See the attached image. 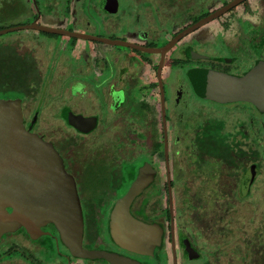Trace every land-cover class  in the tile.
Returning a JSON list of instances; mask_svg holds the SVG:
<instances>
[{"label": "flooded vegetation", "instance_id": "af4514ba", "mask_svg": "<svg viewBox=\"0 0 264 264\" xmlns=\"http://www.w3.org/2000/svg\"><path fill=\"white\" fill-rule=\"evenodd\" d=\"M131 4L0 0V18L10 20L0 29L34 22L55 30H12L5 69L22 82L8 88L23 92L8 98L21 99L25 127L61 156L82 218L79 242L52 221L4 233L0 264H114L78 254L91 250L132 264H264V215L251 233L253 215L239 214L249 202L264 205V111L206 94L209 73L241 77L264 62V0ZM43 52L53 53L51 61ZM42 78L55 87L49 94L72 103L50 101L27 117L25 99ZM69 114L86 119L88 130ZM141 176L144 186L116 215V203ZM127 212L152 231L117 232Z\"/></svg>", "mask_w": 264, "mask_h": 264}, {"label": "water", "instance_id": "95a60500", "mask_svg": "<svg viewBox=\"0 0 264 264\" xmlns=\"http://www.w3.org/2000/svg\"><path fill=\"white\" fill-rule=\"evenodd\" d=\"M211 16L201 19L194 26L208 21ZM21 28L55 31L32 22L0 29V34ZM174 40L176 38L163 49L171 46ZM114 43L127 44L119 41ZM208 75L207 97L219 102L247 100L264 111V62H259L241 77L216 72ZM68 116L76 128L83 132L88 130L87 120L82 116ZM145 180L144 176L137 178L119 199L115 207L116 215L123 214L122 207H127L132 196L144 186ZM45 221L54 222L69 241L74 239L76 233L80 241L82 218L75 181L66 172L62 158L52 143L25 127L21 99L0 98V237L21 225L29 227ZM126 221L123 228L116 230L122 235H129L135 230L152 231L151 226L137 221L128 212ZM78 254L104 257L114 264H132L126 258L96 250L79 251Z\"/></svg>", "mask_w": 264, "mask_h": 264}, {"label": "rangeland", "instance_id": "374dc122", "mask_svg": "<svg viewBox=\"0 0 264 264\" xmlns=\"http://www.w3.org/2000/svg\"><path fill=\"white\" fill-rule=\"evenodd\" d=\"M160 1V0H159ZM123 3L128 6L129 4L132 6L131 4V0H123ZM152 5L155 6V4L151 1ZM10 24V20L8 18V16L6 14H4L1 18H0V26H6ZM20 32V31H18ZM23 32H27V31H23ZM16 33V31H12V32H6L3 34H0V98H8L10 96H14L16 94H20L21 92H23L22 89H12V88H8L10 87L8 84L13 82V83H21L22 79H18L14 76V80L12 78H7V74H6V69H5V60L4 58L12 55V49L8 46L9 40H10V36H13ZM24 34V33H23ZM47 38L43 39V43L46 44L47 43ZM43 51L45 50L44 48L42 49ZM11 52V53H10ZM45 61H51L49 55L53 56V53L47 52V53H42ZM15 75V74H14ZM70 80V78L67 79H61V81L58 83V86H63L65 85L68 81ZM41 84L37 94H35L33 97L29 96L25 99V107L28 109L26 111V115L27 117L31 116L33 117L35 115V113H37L39 111V109L43 108L44 105H46L48 102L52 101L55 104L59 105L60 107L63 104H71L72 103V99L70 97H66L64 95H58L59 93L57 92V94L54 92V95L49 94L48 91H51L50 89L54 86V85H50L49 81L47 79H41ZM43 88V89H42ZM57 88V86H56ZM53 89H55V87H53ZM57 90V89H56ZM21 96V95H20ZM22 97V96H21ZM25 97V96H24ZM83 99V98H82ZM83 102L84 99H83ZM47 106V105H46ZM81 108H83L84 110H82L83 112H86V107L84 105L80 106ZM58 109V108H57ZM48 110H52L51 108H49ZM40 116V115H39ZM39 116H38V121H39ZM39 128V123L37 122L34 126V130L37 131ZM96 167V166H94ZM261 195V193H259ZM246 209V215L248 217H252L253 215V221L251 223H246L248 226V231L253 233L257 226L261 223V215H264V205H259L258 207L256 206V204H252L249 202V204H247L246 208L242 207V210L239 209V214H242L244 212V210ZM249 220V219H248ZM241 221H247V218L245 217V215H243L241 217V219H239V223Z\"/></svg>", "mask_w": 264, "mask_h": 264}, {"label": "trees", "instance_id": "16d2710c", "mask_svg": "<svg viewBox=\"0 0 264 264\" xmlns=\"http://www.w3.org/2000/svg\"><path fill=\"white\" fill-rule=\"evenodd\" d=\"M14 96H17V95H14Z\"/></svg>", "mask_w": 264, "mask_h": 264}]
</instances>
